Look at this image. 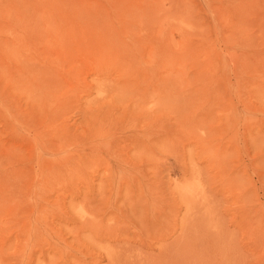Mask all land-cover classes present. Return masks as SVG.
I'll use <instances>...</instances> for the list:
<instances>
[{"label":"rangeland","instance_id":"rangeland-1","mask_svg":"<svg viewBox=\"0 0 264 264\" xmlns=\"http://www.w3.org/2000/svg\"><path fill=\"white\" fill-rule=\"evenodd\" d=\"M0 264H264V0H0Z\"/></svg>","mask_w":264,"mask_h":264}]
</instances>
